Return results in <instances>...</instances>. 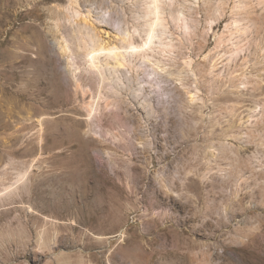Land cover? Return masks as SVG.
Wrapping results in <instances>:
<instances>
[{"label":"rangeland","instance_id":"374dc122","mask_svg":"<svg viewBox=\"0 0 264 264\" xmlns=\"http://www.w3.org/2000/svg\"><path fill=\"white\" fill-rule=\"evenodd\" d=\"M159 1L0 0V264H264V0Z\"/></svg>","mask_w":264,"mask_h":264},{"label":"bare ground","instance_id":"6f19581e","mask_svg":"<svg viewBox=\"0 0 264 264\" xmlns=\"http://www.w3.org/2000/svg\"><path fill=\"white\" fill-rule=\"evenodd\" d=\"M151 1H152L151 3H153L152 4L153 6L151 7V10H150V8H148V9L151 11V15H153V17L150 18V20L148 22V27H146L147 28L146 31H147L148 38H147V40L145 42V47H141L139 45H136L133 42L132 36L130 34H128L127 35V39H125L126 40L125 42L127 43V46L131 48L130 51H127V52L126 51L125 52L124 51H119V49H118L117 46L108 47V46H106V45L103 44V45H101L99 47V51L100 52L101 51H105L106 56L108 58V61H107V59L105 60L106 61V64L107 63L109 64V62L111 60H113L116 63V65H118V66H122V65L128 66L129 65V58H128V56H130L128 54H132V53H135V54L136 53H143L146 56V49H147L146 47H150L152 44H154L155 43V39H160V41L162 40L161 38L165 39V36L163 35V33L165 32V30L167 31V28H166V24L167 23L165 22L163 16H161L162 15L161 13H162V10H163L161 8L162 6H160V3H159L160 1L159 0H151ZM161 35H163V37H161ZM92 37L94 39H97V40L99 39V36H98V34L96 32H93V36ZM263 47H261V51H262V54L264 56V48ZM88 53L90 55L91 61L93 63V66L98 67V63L97 62H99L98 59H99V56L100 55L98 53H95L94 51L92 53H90V51H89ZM130 66L131 65H129V67ZM251 82L256 84L257 82L259 83L260 80L259 79H252Z\"/></svg>","mask_w":264,"mask_h":264}]
</instances>
